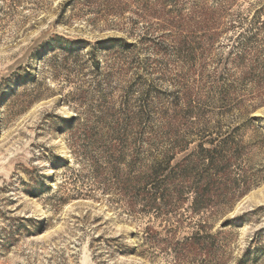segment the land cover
<instances>
[{
  "label": "rangeland",
  "instance_id": "374dc122",
  "mask_svg": "<svg viewBox=\"0 0 264 264\" xmlns=\"http://www.w3.org/2000/svg\"><path fill=\"white\" fill-rule=\"evenodd\" d=\"M0 264H264V0H0Z\"/></svg>",
  "mask_w": 264,
  "mask_h": 264
},
{
  "label": "trees",
  "instance_id": "16d2710c",
  "mask_svg": "<svg viewBox=\"0 0 264 264\" xmlns=\"http://www.w3.org/2000/svg\"><path fill=\"white\" fill-rule=\"evenodd\" d=\"M213 150H209V149H203L202 148V152L206 155H211V153H213ZM204 159L208 160V157H205ZM206 160V161H207ZM209 165H203V168L206 169V167H208ZM155 172V169L153 168L151 170V173ZM203 172V171H202ZM188 174V173H186ZM196 174L199 175L198 179L203 178V175L200 171L196 170ZM208 177V175H206ZM201 177V178H200ZM200 181V180H199ZM209 181V180H208ZM187 193H191L192 195V200H191V210L193 212V214L195 215H199L200 213H202L204 210H207L211 207L210 205V197L212 195V193L210 192V189L208 188L207 183H205L204 185H196L193 187H189L187 190ZM230 193V190L225 191L224 196H228V194ZM164 198V195L160 196V197H154L153 202H157L159 199L162 200Z\"/></svg>",
  "mask_w": 264,
  "mask_h": 264
}]
</instances>
